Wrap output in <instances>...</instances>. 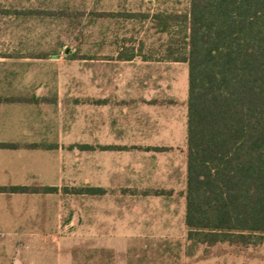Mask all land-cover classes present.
Returning <instances> with one entry per match:
<instances>
[{"label": "rangeland", "instance_id": "rangeland-1", "mask_svg": "<svg viewBox=\"0 0 264 264\" xmlns=\"http://www.w3.org/2000/svg\"><path fill=\"white\" fill-rule=\"evenodd\" d=\"M190 1L0 0V98L39 100L0 105V130H11L15 124L30 140L35 134L62 145L71 126L78 140L79 107L104 102L100 99L108 92L105 86L121 82L142 83V92L151 99L178 101L179 114L184 115L188 66L163 61L169 41L180 36L179 28L161 33L155 17L185 15ZM127 49L139 55L130 64L119 60L121 50ZM186 151L184 144L176 153L183 169ZM74 158L71 169L62 174L61 187L73 188L83 181L77 153ZM121 190H115L119 196ZM153 200L134 202L145 209L134 213L127 212L124 198L110 202L108 196L102 201L78 196L52 202L25 200L19 220L22 240L9 249L0 243V259L7 254L33 264H264V243L249 247L193 243L185 216L180 212L173 219L162 216L160 201ZM16 204L7 200L0 208ZM112 204L119 210L112 212Z\"/></svg>", "mask_w": 264, "mask_h": 264}, {"label": "trees", "instance_id": "trees-1", "mask_svg": "<svg viewBox=\"0 0 264 264\" xmlns=\"http://www.w3.org/2000/svg\"><path fill=\"white\" fill-rule=\"evenodd\" d=\"M155 20L161 33L179 28L180 38L169 41L167 59L189 69L188 239L209 247L262 245L264 0H191L187 14H161ZM134 58V53L120 55ZM38 101L0 98V103ZM17 148L0 144V149ZM62 192L94 197L107 191L86 186ZM0 193L46 195L59 189L11 187Z\"/></svg>", "mask_w": 264, "mask_h": 264}, {"label": "crops", "instance_id": "crops-1", "mask_svg": "<svg viewBox=\"0 0 264 264\" xmlns=\"http://www.w3.org/2000/svg\"><path fill=\"white\" fill-rule=\"evenodd\" d=\"M124 53L135 54L133 60L119 58L125 64L133 63L139 57L135 52L127 53L123 50L119 56ZM163 61L167 65L185 64L167 58ZM141 86L143 84L138 82L111 83L109 88L105 86L108 92L100 99L104 102L84 104L85 106L79 107L78 140H75L76 135L73 129L71 132L70 126L67 127L63 141L65 143L62 142V145L60 142L56 144L49 143L44 138L39 139L35 134L32 135L34 139L30 140L31 136L17 129L15 124L13 129L8 130L9 132L0 130V144L19 145L17 149H0V160H5L0 162V165L1 163L5 165L2 171L4 176L0 177V188L56 187L59 189L57 194L46 195L0 193V203L7 200L17 203L14 206L7 205L0 208L2 249H9L12 247L11 244L22 240L19 235L23 233V225L19 220H22L25 210L23 206L25 200L52 202L55 198L75 196L64 195L62 190L69 186H61L65 183L62 174L71 169L73 165L70 166V160L75 159L76 153L79 177L83 181L75 183L78 186L73 188L89 186L107 191L102 196H78V198L102 201L108 196L110 202H114L115 198H124L127 212L133 213L136 210L145 211L134 202L146 203L154 199L153 201L161 203L163 213L160 215L173 219L177 212H180L186 216L188 100L184 115L183 111L179 114L178 101L151 99L150 94L142 92L144 86ZM117 89L120 90L119 93L115 92ZM133 90L138 92L135 93ZM135 94L138 95L137 98ZM6 104L18 103H0V105ZM184 144L187 146L185 169L177 165L176 157V153ZM32 145L38 147L30 148ZM87 146L90 148H83ZM155 148L164 150L155 151L153 150ZM120 189H122L121 196L116 192ZM177 203L179 207H176ZM113 205H111L112 212L115 208ZM50 208L52 211L53 207ZM116 208L118 209V206ZM4 216L9 217L10 225H6L9 221L4 220ZM4 256L2 261L0 259V264H33L32 261L24 263L20 259H14L11 255L7 257V254H4Z\"/></svg>", "mask_w": 264, "mask_h": 264}]
</instances>
